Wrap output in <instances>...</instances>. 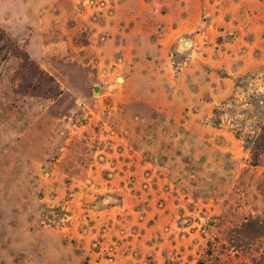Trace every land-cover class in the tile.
<instances>
[{
    "label": "rangeland",
    "instance_id": "1",
    "mask_svg": "<svg viewBox=\"0 0 264 264\" xmlns=\"http://www.w3.org/2000/svg\"><path fill=\"white\" fill-rule=\"evenodd\" d=\"M263 129L264 0H0V264H264Z\"/></svg>",
    "mask_w": 264,
    "mask_h": 264
},
{
    "label": "trees",
    "instance_id": "2",
    "mask_svg": "<svg viewBox=\"0 0 264 264\" xmlns=\"http://www.w3.org/2000/svg\"><path fill=\"white\" fill-rule=\"evenodd\" d=\"M22 64L20 66L19 73L21 72V79L23 82L28 83L30 80H35L36 85L31 87L29 84H27L26 88L30 89L33 92H38V94L41 92V90L45 91L43 88L44 83L42 82L41 76H36L35 72V66L34 64L29 61L27 58H22ZM26 72V75H23V73ZM48 80H51V78ZM261 153H264V129L262 133L256 138L254 141L252 150H251V162L253 165H257L259 160V155ZM197 264H202L201 262H198Z\"/></svg>",
    "mask_w": 264,
    "mask_h": 264
}]
</instances>
